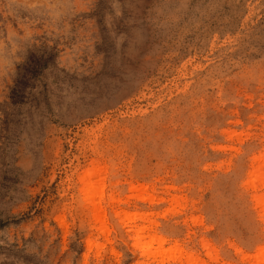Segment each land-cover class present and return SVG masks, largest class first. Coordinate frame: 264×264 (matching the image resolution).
Returning <instances> with one entry per match:
<instances>
[{"label": "rangeland", "instance_id": "rangeland-1", "mask_svg": "<svg viewBox=\"0 0 264 264\" xmlns=\"http://www.w3.org/2000/svg\"><path fill=\"white\" fill-rule=\"evenodd\" d=\"M0 264H264V0H0Z\"/></svg>", "mask_w": 264, "mask_h": 264}, {"label": "bare ground", "instance_id": "bare-ground-1", "mask_svg": "<svg viewBox=\"0 0 264 264\" xmlns=\"http://www.w3.org/2000/svg\"><path fill=\"white\" fill-rule=\"evenodd\" d=\"M94 174V172L92 173V175Z\"/></svg>", "mask_w": 264, "mask_h": 264}]
</instances>
